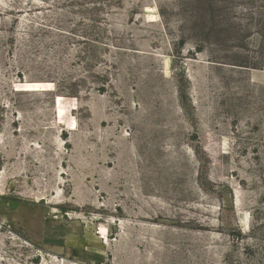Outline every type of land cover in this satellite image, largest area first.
Segmentation results:
<instances>
[{
	"label": "rangeland",
	"instance_id": "obj_1",
	"mask_svg": "<svg viewBox=\"0 0 264 264\" xmlns=\"http://www.w3.org/2000/svg\"><path fill=\"white\" fill-rule=\"evenodd\" d=\"M0 264H264V0H0Z\"/></svg>",
	"mask_w": 264,
	"mask_h": 264
},
{
	"label": "trees",
	"instance_id": "obj_2",
	"mask_svg": "<svg viewBox=\"0 0 264 264\" xmlns=\"http://www.w3.org/2000/svg\"><path fill=\"white\" fill-rule=\"evenodd\" d=\"M241 67H247V66H243V65H242Z\"/></svg>",
	"mask_w": 264,
	"mask_h": 264
}]
</instances>
